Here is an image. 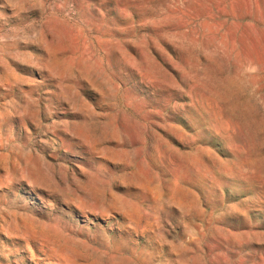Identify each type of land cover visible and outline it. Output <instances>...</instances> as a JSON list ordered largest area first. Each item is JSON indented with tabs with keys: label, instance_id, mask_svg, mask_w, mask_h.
<instances>
[{
	"label": "rangeland",
	"instance_id": "374dc122",
	"mask_svg": "<svg viewBox=\"0 0 264 264\" xmlns=\"http://www.w3.org/2000/svg\"><path fill=\"white\" fill-rule=\"evenodd\" d=\"M0 264H264V0H0Z\"/></svg>",
	"mask_w": 264,
	"mask_h": 264
},
{
	"label": "bare ground",
	"instance_id": "6f19581e",
	"mask_svg": "<svg viewBox=\"0 0 264 264\" xmlns=\"http://www.w3.org/2000/svg\"><path fill=\"white\" fill-rule=\"evenodd\" d=\"M38 236V235H37Z\"/></svg>",
	"mask_w": 264,
	"mask_h": 264
}]
</instances>
